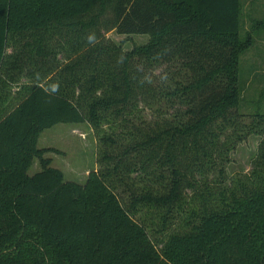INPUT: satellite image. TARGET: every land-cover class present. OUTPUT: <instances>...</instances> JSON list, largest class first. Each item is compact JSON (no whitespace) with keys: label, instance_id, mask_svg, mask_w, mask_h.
<instances>
[{"label":"trees","instance_id":"trees-1","mask_svg":"<svg viewBox=\"0 0 264 264\" xmlns=\"http://www.w3.org/2000/svg\"><path fill=\"white\" fill-rule=\"evenodd\" d=\"M241 28V0H0V264H264ZM115 29L150 41L126 52L101 34ZM83 122L100 169L66 182L38 142ZM250 136L252 168L230 177Z\"/></svg>","mask_w":264,"mask_h":264},{"label":"rangeland","instance_id":"rangeland-1","mask_svg":"<svg viewBox=\"0 0 264 264\" xmlns=\"http://www.w3.org/2000/svg\"><path fill=\"white\" fill-rule=\"evenodd\" d=\"M241 4V34H251L254 45L240 59L239 83L243 89L240 112L247 115L260 111L264 114V0H241ZM101 34L126 52L150 41L149 35H122L116 29L108 32L102 30ZM53 43L57 46L58 62L62 63L66 53L59 50L57 39ZM12 73L20 84L31 81L26 70ZM10 86L13 103L19 93V84L12 82ZM260 140L258 136H250L237 146L227 167L230 177L250 172ZM38 148L45 150L44 158L50 160L52 167L63 172L66 182L84 184L92 171L100 169L97 162L99 140L87 122L58 124L45 130L39 139ZM41 170V161L36 159L28 174L33 176Z\"/></svg>","mask_w":264,"mask_h":264}]
</instances>
